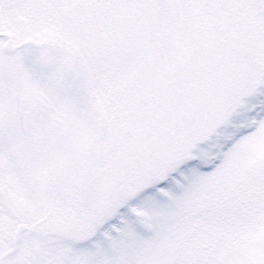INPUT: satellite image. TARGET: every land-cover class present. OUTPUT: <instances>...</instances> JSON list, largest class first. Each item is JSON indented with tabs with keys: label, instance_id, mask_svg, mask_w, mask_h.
<instances>
[{
	"label": "rangeland",
	"instance_id": "374dc122",
	"mask_svg": "<svg viewBox=\"0 0 264 264\" xmlns=\"http://www.w3.org/2000/svg\"><path fill=\"white\" fill-rule=\"evenodd\" d=\"M205 1L134 0L123 14L134 37L116 35L123 16L113 15L115 0L88 1L102 33L73 43L59 34L60 21L44 28L68 48L64 77L74 87H39L55 137L37 157L67 160L75 138L73 149L87 146V222L79 224L87 244L15 231L9 243L0 237V264H29L27 255L43 264H264V78L249 67L264 63V9L229 21ZM9 74L17 84L42 79ZM91 104L104 105L106 133ZM3 158L20 186L13 143ZM21 193L17 210H50V192Z\"/></svg>",
	"mask_w": 264,
	"mask_h": 264
},
{
	"label": "flooded vegetation",
	"instance_id": "af4514ba",
	"mask_svg": "<svg viewBox=\"0 0 264 264\" xmlns=\"http://www.w3.org/2000/svg\"><path fill=\"white\" fill-rule=\"evenodd\" d=\"M79 1L86 2L92 12V18L81 39L87 37V34L92 36L102 33L103 22L100 21L97 26L94 15L96 5L89 3V0H76L73 5L70 4L72 0H0V151L6 144L10 149L13 143L18 156L15 167L19 171L22 164L23 170L28 173L26 177L19 173L20 186H16L11 175L10 159L9 161L7 158L0 159V199L4 201L5 208L0 210V237L5 238L3 243H9L12 232L18 231L19 239L28 238L26 235L39 234L42 238L51 235L52 238L57 237L62 242L72 245L87 244V238L80 236L84 235L82 231L87 226L83 225L82 228L79 226L87 222V206H84L87 203V146L82 148L79 145L78 149H73L77 146L75 138L65 154L68 156L67 160L58 158L51 148L53 153L47 155L48 160L37 157L40 150L44 153L48 151V142L55 137L53 132L52 134L48 132L49 125L46 119L52 115L49 113L50 106H45L41 101L39 87L58 88L65 84L63 83L65 81L71 82L73 86L74 81L73 76L71 80L64 77L70 75L63 55L69 53L68 48L65 50L59 48L57 33L44 36V28L49 29L50 23L53 25L60 21L58 32L65 40L69 39L70 32L68 24L64 21V13ZM117 1L121 7L120 11H123L122 7L134 0ZM133 28H137L134 20L130 21L124 16L120 19L116 35L132 37L135 34ZM13 70L29 71L42 79L17 84L11 80L9 74ZM255 72L261 73V77L264 78V67L261 71ZM255 83L257 85L259 81ZM78 101L80 107L84 106L80 99ZM103 108L104 105L101 104L100 108L98 107L100 112L96 108L93 112L101 116L100 127L102 129L104 125L102 132L106 133L107 118ZM84 130L87 133V121L84 123ZM116 133L117 137L122 135V131L116 130ZM113 143L115 144L114 139ZM83 176L84 179H80ZM21 190L25 192L24 196H28V193L32 196L40 194L41 196H38L40 199L50 192L52 197L50 210H17L19 204L16 198L22 194ZM82 197L85 199L82 200ZM11 205L15 208L13 209ZM16 248L19 246L16 245ZM28 248L25 246L22 251ZM40 250V247L32 243L33 253L40 254ZM21 257L29 264H43L44 261L41 256Z\"/></svg>",
	"mask_w": 264,
	"mask_h": 264
},
{
	"label": "water",
	"instance_id": "95a60500",
	"mask_svg": "<svg viewBox=\"0 0 264 264\" xmlns=\"http://www.w3.org/2000/svg\"><path fill=\"white\" fill-rule=\"evenodd\" d=\"M215 1H217L219 5V9H216V11L218 12L221 10L223 17H227L230 21L235 18L243 17L250 8L263 9L264 7L263 0H209L204 4L205 8L210 9ZM90 19L91 13L89 7L84 2L78 3L75 7L65 13V20L69 23L71 38L73 40H77L82 36L87 22ZM97 65V73L100 76H104L106 70L103 62L98 60ZM250 65L256 70L262 68V64L257 60L251 61ZM22 175L26 177L24 171L22 172Z\"/></svg>",
	"mask_w": 264,
	"mask_h": 264
}]
</instances>
